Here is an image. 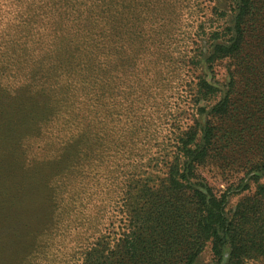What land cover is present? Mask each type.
<instances>
[{"label": "trees", "instance_id": "obj_1", "mask_svg": "<svg viewBox=\"0 0 264 264\" xmlns=\"http://www.w3.org/2000/svg\"><path fill=\"white\" fill-rule=\"evenodd\" d=\"M207 1L0 0V147L15 172L53 164L41 180L62 178L53 197L77 214L80 177L111 197L100 175L128 167L114 230L65 225L72 264H195L207 245L214 264H264V0ZM250 140L245 176L215 189L207 175Z\"/></svg>", "mask_w": 264, "mask_h": 264}, {"label": "rangeland", "instance_id": "obj_2", "mask_svg": "<svg viewBox=\"0 0 264 264\" xmlns=\"http://www.w3.org/2000/svg\"><path fill=\"white\" fill-rule=\"evenodd\" d=\"M184 2L191 7L195 5V11L198 12L200 8L203 9L201 12L206 13L207 6L210 4L207 0H183V6ZM199 3L200 5H196ZM184 18L187 27H183L184 21H182L180 31L187 33L195 27V23H189L190 17L187 11ZM172 92H176V89H173ZM169 101L175 107V98L171 97ZM182 105L185 106L184 103ZM0 116L3 115L0 114ZM253 142L250 140L245 147L241 148V150L247 151V157L245 159L243 156L240 157L241 160L237 161L232 170L224 177L219 175L218 170L212 168V174L210 177L207 175V177L215 189L225 190L232 181L245 176L246 168H242V164L249 158H254L252 156ZM165 143L159 146L157 150L162 149ZM10 154L9 148H5V145L3 149L0 147V264H61L65 259L69 260L68 264H72L74 263L72 255L78 249V241L74 237L77 231L71 232L68 229V233L71 232V234L63 235L62 238L61 235L67 232L65 231V225H75L78 221L77 229L81 232L82 226L92 229V226L98 220L100 223L98 228L101 227L102 233L114 230L120 219L118 210L122 201L119 192L124 189L122 185L128 169L127 166L123 170L107 173V177L100 175V182L107 184V178L111 180L107 187L102 185L104 189L113 190L111 197L108 196L107 191L104 194L101 193L102 195H98L96 184L99 180L97 178L92 181L89 188L84 185L86 179L80 177L78 187L82 189L81 192H85V199L82 201L77 198L76 201L73 200L76 203L74 207L77 209V214L63 213V196L58 194V198L53 197L56 195V185L62 178L50 174L51 176L47 177L46 184H43V181L44 183L46 181L44 176L52 170L53 164L48 167L41 165L36 172H30L26 175L22 170L15 172L17 164L13 162V157H10ZM135 159L136 162L133 164V168L138 166V158ZM129 170L130 172L134 171L130 167ZM239 197L231 196L229 206H234L240 199ZM60 211L66 221L64 226L57 227L52 221L54 215L56 217L60 216ZM52 229L55 235H49ZM87 234L89 233L87 232L85 235ZM42 244L45 245L44 248L40 246ZM195 264H214L209 245L205 247ZM246 264H258V262L252 260Z\"/></svg>", "mask_w": 264, "mask_h": 264}]
</instances>
